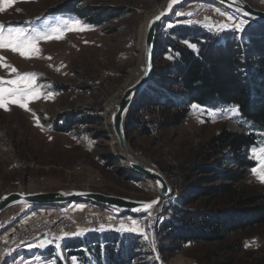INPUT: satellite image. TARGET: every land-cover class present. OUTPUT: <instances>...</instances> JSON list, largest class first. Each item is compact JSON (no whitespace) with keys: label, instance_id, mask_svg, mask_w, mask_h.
Instances as JSON below:
<instances>
[{"label":"rangeland","instance_id":"obj_1","mask_svg":"<svg viewBox=\"0 0 264 264\" xmlns=\"http://www.w3.org/2000/svg\"><path fill=\"white\" fill-rule=\"evenodd\" d=\"M69 1L12 0L10 5L0 4L3 9L0 10V24L6 27L23 28L28 32L47 31L61 20L74 18L89 29L65 31L62 39L40 40L37 43L39 52L31 58L8 48L0 49V57L4 58L0 65H10L17 70L13 73L9 67L0 66V78L7 80L17 74L35 73L36 85L40 86L39 98L29 99L28 110L14 104H9L7 110L0 108V195L18 188L46 191L79 188L151 199L157 189L155 183L123 169L108 121L115 97L134 79V70L141 63L146 21L164 0H81L83 7L113 15L100 25L88 24L73 15L49 13L51 8ZM251 4L264 9L256 3ZM241 21L246 23L242 31H237L234 25ZM248 25L247 18L221 4L188 1L161 21L157 29L159 40L154 68H167L172 61L171 49L165 44L176 40L173 29L200 27L223 40L226 33L241 39ZM181 44L189 47L190 43L185 40ZM189 48L196 49V46ZM233 107L194 108L192 105L179 125L166 128L157 125L164 114L158 108L148 107L136 112L137 128L126 132L127 139L142 159L161 170L173 184L170 201L188 194L187 208L210 211L227 207L238 198L264 196V183L252 172V168L259 165L254 150L264 148V132H253L256 143L241 151L255 163L249 169L235 165L228 149L212 156L206 148L207 142L222 129L231 133L249 130L239 112L232 113ZM81 114L97 117L98 122L78 124L70 132L54 129L60 118L71 115L79 118ZM141 127L149 132H142ZM108 157L114 159L113 165L107 164ZM209 167H219L224 172H205ZM231 173L236 175L235 181L226 180ZM225 185H229L228 192L217 196H202L193 190ZM30 206L12 205L0 216V264H81L65 244L90 235L101 237L112 231L120 237L138 236L143 244L139 250L140 260L148 264H264V223L226 234L221 240L181 245L163 240L156 231L157 223L164 217L165 206L163 210L161 207L155 210L161 213L156 216L152 234L147 232L145 221L154 212L138 213L143 218L136 220L128 218L130 213L90 203L40 206L45 220L66 216L78 224L86 212H91L109 217L122 214L131 223H121L115 230H60L51 239L40 237L5 248L1 244L7 228L17 220L25 225L34 221L28 215ZM134 227L143 232L133 230ZM41 242H45L43 247Z\"/></svg>","mask_w":264,"mask_h":264},{"label":"trees","instance_id":"obj_2","mask_svg":"<svg viewBox=\"0 0 264 264\" xmlns=\"http://www.w3.org/2000/svg\"><path fill=\"white\" fill-rule=\"evenodd\" d=\"M80 2L70 0L57 8H51L49 13L73 15L92 25H100L110 16L113 17L104 10L83 7ZM247 21L249 25L242 32L241 39L226 33L221 40L219 36L204 32L200 27L173 29L176 40L171 39L165 44L171 49L172 61L167 68H154L150 84L140 93L126 116V132L137 128L134 116L143 108H158L164 113L157 125L166 128L179 125L192 105L207 108L235 106L250 131L231 133L222 129L207 142L206 148L212 156L228 149L233 154L235 165L243 169L251 168L255 163L241 151L256 143L253 132H264V22ZM185 40L195 45L196 49L182 45L181 41ZM97 122V117L86 114H81L79 118L71 115L60 118L54 124V129L70 132L78 124ZM141 130L149 132L146 127H141ZM107 159V164L113 165L111 162L114 159ZM204 170L219 174L224 172L219 167ZM120 171L124 172L123 169ZM235 178L236 175L231 173L226 180L235 181ZM228 188L229 185H225L193 190L202 196H217L228 192ZM189 198L188 194H184L166 204L164 217L156 227L163 240L181 245L216 241L223 239L226 234L264 223V196L238 198L227 207L210 211L187 208ZM142 245L136 235L120 237L112 231L101 237L90 235L69 241L65 248L72 249L81 264H148L140 260Z\"/></svg>","mask_w":264,"mask_h":264},{"label":"water","instance_id":"obj_3","mask_svg":"<svg viewBox=\"0 0 264 264\" xmlns=\"http://www.w3.org/2000/svg\"><path fill=\"white\" fill-rule=\"evenodd\" d=\"M192 0H177L168 8L172 0H164L155 10V13L146 21L143 48L141 52V63L134 70L135 79L126 87L120 90L118 98L114 103L113 110L109 114L108 124L114 136L117 146V153L125 162L122 166L129 174L142 180H151L157 189L151 199L143 200L132 197L119 196L116 194L103 193L90 189H60V190H29L18 188L6 191L0 195V216L12 205L31 206H56L72 202L90 203L96 206L106 207L123 213H147L156 212L158 207L162 210L173 196V184L165 174L156 168L149 161L142 159L135 152L127 139L125 130L126 116L140 93L151 81L154 71V58L157 44V29L161 21L167 19L169 15L182 4ZM229 9L240 13L247 19L264 22V9L253 6L247 0H211ZM164 12L159 20L156 17ZM247 13V15H245ZM159 182V183H158ZM157 201L150 209H145L143 204ZM159 212L158 214H160Z\"/></svg>","mask_w":264,"mask_h":264},{"label":"snow or ice","instance_id":"obj_4","mask_svg":"<svg viewBox=\"0 0 264 264\" xmlns=\"http://www.w3.org/2000/svg\"><path fill=\"white\" fill-rule=\"evenodd\" d=\"M177 2V0H172L169 3L168 8L172 7V4ZM12 0H0V4L10 5ZM0 10H3L0 8ZM179 15L180 13H176ZM165 15L164 12H161L159 16L156 17V20H159L161 16ZM247 15V13H245ZM229 20L233 19L228 17ZM246 22L241 21L239 24L234 25V28L237 31H242L243 26ZM172 27V25H168ZM222 27L227 28L228 25H223ZM84 31L89 30L87 26H82L80 21L74 18H69L66 20H61L54 27L49 28L47 31H33L28 32L23 28H12L6 27L3 24H0V49L8 48L13 52H18L22 57L31 58L32 54L38 53L39 48L37 43L40 40H50V39H62L63 33L65 31ZM189 47L195 48V45L189 44ZM171 58V57H169ZM3 57H0V60H3ZM9 67L10 71L15 73L17 70L10 65H0ZM58 70V69H57ZM35 73H23L17 74L13 79H3L0 78V108L7 110L9 104L18 105L19 107L28 110V101L29 99L39 98V87L36 85ZM51 95V93H49ZM193 107H197L193 105ZM233 114L238 112L237 107L231 109ZM37 124L39 126V120L37 119ZM256 159L259 161L258 167L252 168V172L260 182L264 183V148L259 151L254 150ZM159 183V182H158ZM157 201H151L149 203L143 204L145 209H150L153 204ZM135 221L133 225L135 226ZM133 230H138L143 232L142 229L135 228ZM147 239V235H145ZM45 242H41V247H43Z\"/></svg>","mask_w":264,"mask_h":264},{"label":"built area","instance_id":"obj_5","mask_svg":"<svg viewBox=\"0 0 264 264\" xmlns=\"http://www.w3.org/2000/svg\"><path fill=\"white\" fill-rule=\"evenodd\" d=\"M248 2L256 3L264 7V0H247ZM40 206H30L28 211V215L33 218V222L31 225H25L22 221H15L9 228H7L4 233L3 245L5 248L9 246L17 245L21 241H31L35 238H44L51 239L52 236L55 235V232L58 231H67L71 232L73 229L79 228V230L85 231H95L98 229H117L119 225L127 224L129 225L131 222L129 219H126L127 216L115 215V216H102V215H94L91 212H86L84 215L83 221L75 224L70 218L66 216H62V218H51V219H43L41 214ZM130 215V214H128ZM144 215V214H143ZM158 213L154 212L151 217H148L145 221L146 230L148 233H153L155 231L156 226V216ZM126 217V218H125ZM134 217L133 219L141 220L142 214L134 213L128 216V218ZM8 232V233H7Z\"/></svg>","mask_w":264,"mask_h":264},{"label":"bare ground","instance_id":"obj_6","mask_svg":"<svg viewBox=\"0 0 264 264\" xmlns=\"http://www.w3.org/2000/svg\"><path fill=\"white\" fill-rule=\"evenodd\" d=\"M151 16H152V15H151ZM143 40H144V39H143ZM134 79H135V77H134ZM134 79H133V80H134ZM133 80H132V81H133ZM132 81H131V82H132ZM131 82H130V83H131ZM127 85H128V84H127ZM117 98H118V97H115V101L113 100L114 103L116 102ZM110 102H111V101H110ZM119 157H120V155H119ZM120 159H121V157H120ZM121 160H122V159H121ZM122 161H123V160H122ZM122 165H123L124 167H126V164H125L124 161L122 162ZM29 190H32V189H29ZM34 191H38V190H34ZM7 233H8V232H7Z\"/></svg>","mask_w":264,"mask_h":264}]
</instances>
